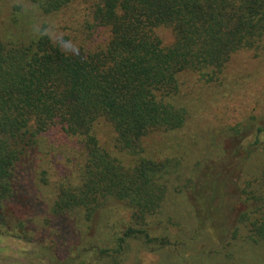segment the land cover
<instances>
[{"label":"trees","instance_id":"16d2710c","mask_svg":"<svg viewBox=\"0 0 264 264\" xmlns=\"http://www.w3.org/2000/svg\"><path fill=\"white\" fill-rule=\"evenodd\" d=\"M17 1L0 34V228L30 241L40 226L59 258L70 229L77 237L57 264L82 255L117 264L130 242L172 251L186 245L187 225L196 242L226 212L220 253L264 264V115L222 129L233 145H211L190 167L179 152L147 158L143 145L186 125L181 76L221 84L245 57H264V0ZM60 15L71 34L56 41L44 20ZM99 123L112 130L116 155L99 143ZM36 176L49 203L34 196ZM172 187L194 201L187 220L166 207Z\"/></svg>","mask_w":264,"mask_h":264},{"label":"rangeland","instance_id":"374dc122","mask_svg":"<svg viewBox=\"0 0 264 264\" xmlns=\"http://www.w3.org/2000/svg\"><path fill=\"white\" fill-rule=\"evenodd\" d=\"M16 4H19L17 0H0V34H3L9 26L10 12ZM74 10L78 11L81 8H74ZM44 21L46 32L56 41L66 36V33H70V31L63 30L61 15L46 18ZM158 34L162 36L165 43L171 39L168 30H158ZM228 73V79L221 84L218 82L219 84L200 83L198 85L196 78L191 74L180 77L181 94L176 98V101L177 105L188 110L186 125L178 133L145 139L143 143L145 157L161 161L179 152L186 158L184 166H193L204 154L207 152L211 154L209 152V149L212 150L211 145L216 147L221 144L220 147L223 148L233 145L231 139L229 140L228 137L225 138L222 135V129L225 130L239 123L244 126L252 116L264 115V57L257 61H251L245 57V60L242 59ZM95 133L99 143L116 155V151L112 147V130L105 123H99L95 126ZM204 151L205 153L202 154ZM40 171L41 169H38L37 172ZM186 178L184 177L185 180ZM33 181L39 189L38 192L37 188L34 186V189L32 186L35 198L38 201L40 199L49 203L51 191L48 187L39 184L38 176L33 177ZM173 189L174 187L171 188L166 199V207L171 208L172 213L177 212L176 215L172 214L176 217V221L177 218L178 221L183 218L187 220L186 215L190 208L188 203L192 204L194 201L190 198L188 202L177 196ZM227 195V201H234L231 194L227 193ZM221 203L222 201L217 199L213 206L218 207ZM220 220L222 222L217 221L208 224L196 242L191 241L192 228H190L191 225H187L185 227L186 232L184 230L180 236L187 247L184 245L172 251L150 252L139 242H130L129 251L119 259L117 264H242L238 259L232 263L224 257L226 252L220 253L228 240L226 212L221 213ZM70 223L72 222L70 221ZM29 227L27 226L26 229ZM35 228L37 231H33L29 235L30 241L20 239L12 233H5L0 228V264H57L61 258L62 261L66 260L67 247L73 246L77 234L73 231L70 240L69 233L71 230L69 229L65 237V248L62 252L64 255L59 258L55 248H52V244H50L51 237L48 232L39 231L40 226L38 225ZM168 230L169 235L167 236L171 241L177 240L179 237L177 231L172 227H168ZM239 244L240 242L237 243V250ZM217 251L222 258L215 255ZM70 257L74 258L75 256L70 255ZM247 258L252 259L253 257L249 255ZM80 260L77 259L71 264L79 262L83 264H113L106 259L98 261L93 255H82Z\"/></svg>","mask_w":264,"mask_h":264}]
</instances>
